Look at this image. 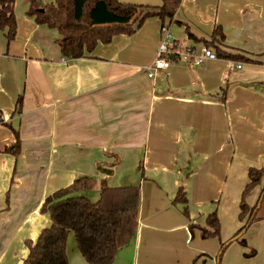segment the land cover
<instances>
[{"label":"crops","instance_id":"crops-1","mask_svg":"<svg viewBox=\"0 0 264 264\" xmlns=\"http://www.w3.org/2000/svg\"><path fill=\"white\" fill-rule=\"evenodd\" d=\"M25 12L16 13L9 46L0 29V264H22L27 242L51 224L40 213L45 198L83 176L140 187L136 237L113 264H264V217L242 237L246 246L228 244L243 226L238 215L248 171L264 170V0H182L170 26L175 38L191 43L189 28L210 41L219 28L222 49L252 62L176 64L154 78L146 68L160 42L159 18L67 60L58 32ZM5 123L20 136L17 157L5 153L16 143ZM262 186L249 196L250 206ZM181 187L188 203L173 205ZM84 196L98 201L100 186ZM214 210L220 239L192 234L190 226L206 228ZM71 239L69 264H83Z\"/></svg>","mask_w":264,"mask_h":264},{"label":"trees","instance_id":"trees-1","mask_svg":"<svg viewBox=\"0 0 264 264\" xmlns=\"http://www.w3.org/2000/svg\"><path fill=\"white\" fill-rule=\"evenodd\" d=\"M182 0H162L161 6L123 3L119 0H56L54 4H41L32 0L28 16L38 25L55 30L61 39L59 47L67 60L83 58L100 45H108L116 36H132L145 22L153 17L161 20L162 26L170 27ZM16 0H0V29L6 31L8 46L17 36L15 15ZM192 44H204L212 49L217 58L233 62H252L244 56L226 52L221 47L225 36L217 28L210 41L196 39L187 28ZM225 93L222 100H225ZM22 97L17 100L16 111L21 112ZM0 123H4L0 117ZM11 129V124L5 123ZM14 130V129H13ZM16 143L5 149V153L19 156L21 140L14 130ZM249 183L242 192L238 220L243 226L234 236V241L243 246L247 243L242 237L249 227L262 220L257 215L252 219L260 198L254 206L248 203L252 191L262 185L264 170L250 168ZM100 186V198L96 202L84 196ZM188 200L183 188H179L174 204L187 205ZM140 205L139 186L110 187L106 180L98 182L91 176L76 179L71 185L48 195L40 213L50 219V226L42 229L37 239L27 242L29 253L22 264H69L67 245L72 233L78 252L88 264H113L119 249L136 237ZM188 215V208L183 210ZM207 227L191 225L190 231L200 229L202 239L219 238L221 223L216 212L207 217ZM240 234L241 237L235 239ZM226 244L221 250L225 251ZM252 250L246 257H252Z\"/></svg>","mask_w":264,"mask_h":264},{"label":"built area","instance_id":"built-area-1","mask_svg":"<svg viewBox=\"0 0 264 264\" xmlns=\"http://www.w3.org/2000/svg\"><path fill=\"white\" fill-rule=\"evenodd\" d=\"M216 60L218 58L212 49L204 44H192L177 39L172 35L170 27L162 26L155 59L146 70L148 77L154 78L159 72H167L176 64L200 67ZM235 67L240 69L241 64H235Z\"/></svg>","mask_w":264,"mask_h":264},{"label":"rangeland","instance_id":"rangeland-1","mask_svg":"<svg viewBox=\"0 0 264 264\" xmlns=\"http://www.w3.org/2000/svg\"><path fill=\"white\" fill-rule=\"evenodd\" d=\"M25 1L26 0H17V2H16V7H15V10H16V12H15V15H16V13L18 14V15H21V16H23L24 15V12L27 14L28 13V11H29V8H27V9H25V6H24V4H25ZM37 1H39L41 4H46L47 2H48V4H52V3H55L56 2V0H37ZM45 2V3H44ZM22 12H23V14H22ZM262 186V185H261ZM99 187V186H98ZM262 187H264V185L262 186ZM264 194V193H263ZM260 195H261V193H260ZM260 195L258 196V198L256 199L257 201H258V199L260 198ZM262 196V195H261ZM241 197L242 196H240V200H241ZM249 198V197H248ZM217 199H220V197H217ZM212 202H211V204L212 205H215V206H217V201L216 200H214V198L211 200ZM248 201V200H247ZM256 201V202H257ZM235 203V202H234ZM234 203H232V204H234ZM259 203H260V210H259V217H264V196H263V198L261 199L260 198V200H259ZM258 203V204H259ZM173 205H177V204H173ZM216 209V208H215ZM189 210V209H188ZM215 211V210H214ZM213 211V212H214ZM189 212V211H188ZM216 212V214H217V216H218V213H217V211H215ZM184 213V212H183ZM185 215V214H184ZM200 229H198V228H195L194 229V232L195 231H199ZM69 238H72L71 239V242H72V240L74 241V244H76V242H75V238H74V235L71 233L70 234V236H69ZM217 239H220V237L219 238H217ZM203 240H208V239H203ZM236 244H240V243H236ZM241 245V244H240ZM81 257V256H80ZM80 257H77L79 260H81V258ZM83 260V261H82ZM82 260H81V262L83 263V264H88L83 258H82ZM75 263V261L74 260H72V263L71 264H74Z\"/></svg>","mask_w":264,"mask_h":264},{"label":"water","instance_id":"water-1","mask_svg":"<svg viewBox=\"0 0 264 264\" xmlns=\"http://www.w3.org/2000/svg\"><path fill=\"white\" fill-rule=\"evenodd\" d=\"M105 172L108 173V171H105ZM263 196H264V194H262L261 199L263 198ZM259 208H260V203L258 204L256 210L254 211L252 219L257 215ZM241 236H242V234H240V235H239L238 237H236L235 239H238V238L241 237ZM232 241H234V239H232L230 242H232ZM230 242H229L228 244H230ZM228 244H226V245H228Z\"/></svg>","mask_w":264,"mask_h":264}]
</instances>
